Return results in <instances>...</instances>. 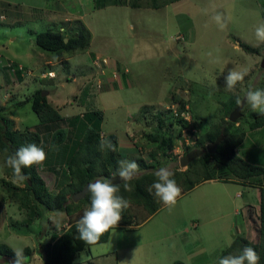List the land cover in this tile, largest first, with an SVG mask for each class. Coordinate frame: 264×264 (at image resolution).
Segmentation results:
<instances>
[{"label": "rangeland", "instance_id": "1", "mask_svg": "<svg viewBox=\"0 0 264 264\" xmlns=\"http://www.w3.org/2000/svg\"><path fill=\"white\" fill-rule=\"evenodd\" d=\"M132 1L0 0V14L5 17L2 21L0 16V62L4 67L0 70V119L10 131H33L41 137L39 147L47 158L32 168L49 195L68 181L61 154L73 152L83 125L92 124L74 116L96 110L90 106L94 102L104 110L103 131L118 128L127 133L126 140L130 142L125 145L131 144L133 151L123 154L121 160L149 163L152 153L156 171L160 167L182 171L186 165H180L179 158L198 149V135L211 123L227 119L224 115L228 99L233 95L244 98L249 89H264V66L260 67L264 43L255 38L256 27L264 23V0H155V7L152 0H136L134 6ZM216 13L226 20L223 30L212 19ZM11 17L14 22L9 23ZM81 25L90 31L89 49L100 54L76 53L70 59L69 72L79 69L73 80L69 72L65 75L61 70V62L50 66L56 77L55 86H49L48 78H42L32 64V60L41 61L37 55L41 50L33 44L28 29L39 32L55 28L65 38L72 33L69 30ZM238 42L250 45L254 51H243ZM25 52L32 57L29 62L23 59ZM5 57L18 58L30 72L13 68L4 61ZM234 68H247L248 74L229 92L225 76ZM124 69L126 81L121 87L119 73ZM43 70L44 76H49ZM103 73L118 84L105 89ZM61 75H65L63 82ZM37 90H45V98L55 90L54 100H61L56 102L59 112L63 114L71 104L68 114L73 115L45 125L38 123L29 102ZM19 102L24 103L19 106ZM142 107L144 110H139ZM184 110L188 112L187 119L178 114ZM241 110L231 131L245 128L250 119V106L244 103ZM57 131L63 132L60 141L51 145ZM153 135L156 140L150 138ZM64 145L69 148L66 150ZM6 159V152L1 150L0 243L11 249L28 247L31 252L24 256V264H43L39 245L52 243L51 235L61 234L72 220L77 222L90 203L82 201L83 195L75 200L79 208L70 215L63 209L40 213L41 207L28 194L24 181L19 185L12 182L13 173L6 167ZM208 166L214 176L212 181L196 183L181 194L171 213L162 205L146 216L139 204L130 201L132 221L118 226L113 236L109 232L105 242L96 246L104 253L98 263L171 264L175 260L187 262L195 255L213 260L219 248L236 235L257 241L258 204L243 208L235 195L241 187L223 184L215 177L214 164L209 162ZM142 171L145 170L137 174ZM242 212L246 216L243 223ZM55 221H59L58 226ZM94 249L91 248L95 252ZM85 255H76L72 264L81 263ZM2 257L0 264H6Z\"/></svg>", "mask_w": 264, "mask_h": 264}, {"label": "trees", "instance_id": "2", "mask_svg": "<svg viewBox=\"0 0 264 264\" xmlns=\"http://www.w3.org/2000/svg\"><path fill=\"white\" fill-rule=\"evenodd\" d=\"M177 0H170L174 2ZM132 6L135 5L136 0L132 1ZM155 7V0H152ZM68 36L61 34L57 30H43L34 34L33 42L41 50L55 53L57 56L61 53H71L72 51L84 49L89 42V31L83 25L77 27ZM238 46L245 52L251 53L254 48L244 42H238ZM237 97L242 96L233 95L228 99V104L225 109V117L237 105ZM30 108L35 114L38 123L49 124L62 120L59 113L47 102L46 98L40 96L39 90L33 94L30 99ZM22 102H19V105ZM24 103V102H23ZM22 103V104H23ZM145 107L139 108L144 110ZM244 110V108L241 110ZM250 119L246 123V128L251 130L258 126L264 125V116L256 112L250 113ZM83 121L87 120L89 126L83 125V133L78 138L75 150L71 153L64 152L61 154V162L64 160V173L68 175V181L53 195L47 194L43 189V182L34 175L32 167L22 169L26 179L24 180L25 189L31 195L33 201L37 202L41 207L40 213L47 211H57L63 209L67 215L79 208V201H73L70 195L78 192L86 184L94 182L96 179H108L118 172L119 161H121V154L117 151V140L114 134H106L99 136V125L101 121V113L98 110H92L83 113L80 116H74ZM232 122L222 117L219 121L211 123L207 129L196 138V146L202 152L193 160L186 164V168L182 171L172 169L174 179L178 186L182 189V194L190 190L194 184L203 180L211 178L208 173L207 164L209 162L215 165L224 167L228 172L237 178H246L249 176L259 175L264 173V166L250 164L239 157L234 148L242 141L244 131H231ZM62 131H57L51 137V145L57 144L62 136ZM221 133L222 137L215 147L213 153L205 151V144L212 142L216 136ZM156 140L157 136L150 137ZM102 140H108L115 146V151L105 148L101 150L100 143ZM41 137L33 131H10L7 124L0 119V151L6 152V156L14 154L20 147L28 144H36L40 146ZM66 150L69 146L64 145ZM52 156V155H51ZM150 162L145 163L143 160L138 161L139 169L145 170L137 174L135 178L128 183L132 186V191L124 190L121 181L115 183L119 188L118 195L127 199L129 202L139 204L146 213V216L153 214L163 204L158 202L153 194H150L147 189L156 180L155 172L156 165L152 153L149 154ZM210 163V164H211ZM69 193V197H66ZM82 201L91 203V194L86 191L82 197ZM90 206V205H89ZM122 220L118 226L129 225L132 221V215L129 212V207L122 213ZM145 216V217H146ZM72 220L69 226L59 235L52 234V243L46 242L40 244L38 247L39 254L42 258L43 264H71L75 254L85 247H88L79 240V235L76 229V223ZM108 233H105L98 243L104 242ZM257 241L250 242L241 235H236L231 242L219 251L216 258L209 264H218V259L221 256L239 255L245 246L253 247L260 257L259 264H264V182L259 187V201H258V226L256 229ZM24 256L28 255L31 250L28 247L23 248ZM0 256H10L15 260L14 251L7 245L0 243ZM171 264H184L182 261L175 260Z\"/></svg>", "mask_w": 264, "mask_h": 264}, {"label": "clouds", "instance_id": "3", "mask_svg": "<svg viewBox=\"0 0 264 264\" xmlns=\"http://www.w3.org/2000/svg\"><path fill=\"white\" fill-rule=\"evenodd\" d=\"M220 30L226 26V20L222 14L216 13L212 17ZM255 38L258 42L264 43V23H261L255 29ZM210 57L212 53L208 54ZM248 74V69H231L225 76V89L229 92L235 90L239 83H242ZM238 106L246 103L253 112L264 116V89H249L241 101L237 97ZM55 147V146H53ZM101 150L105 148L115 151V146L108 140H102ZM47 155L43 148L36 144H28L20 147L14 154L9 155L5 161L6 167L13 173L14 184L19 185L26 177L22 169L32 167L33 165H42ZM139 165L136 161L121 160L119 169L113 175V180L119 178L123 181L125 191H132V186L128 183L135 178L138 173ZM156 180L148 187L147 191L153 194L158 202L171 213L178 203L182 194V189L174 179V173L168 167H160L155 172ZM113 180L99 178L87 186V192L91 194L90 207L83 211L82 216L76 223V229L79 233L78 239L89 248L94 247L101 237L108 232L112 236L116 234L119 222L122 220V212L129 207V201L118 195L119 188ZM57 226L59 221H55ZM15 260L13 264H24V251L22 248H13ZM260 257L253 247L245 246L239 255L221 256L218 264H259Z\"/></svg>", "mask_w": 264, "mask_h": 264}, {"label": "crops", "instance_id": "4", "mask_svg": "<svg viewBox=\"0 0 264 264\" xmlns=\"http://www.w3.org/2000/svg\"><path fill=\"white\" fill-rule=\"evenodd\" d=\"M1 3H5V2H1ZM0 16L3 17L2 18V21H3V19H5V17L2 14H0ZM13 20L14 19L11 17L10 20H9V23L14 22ZM47 29H45V30H47ZM50 30H56V29L55 28H50ZM28 32L32 33L30 37H31L32 42H33L34 34L37 33V32L35 30H33V29H28ZM89 34H90V31H89ZM89 37L90 38H89L88 45L84 49L77 50V51H72L71 53H61V54H59V56H57L53 52L41 50L33 42V44L38 48V50L39 51L41 50L39 53H37V55H39L41 57V61H39L38 59L37 60H32V64L36 65L35 66L36 70H38L40 73H42L41 74L43 76L42 78H45V79L48 78L47 79V83L49 84V86H53V84L55 83V81L53 79L56 77V73H54L55 71L53 72L52 70H50V66H52V65L54 66L57 63L61 62L62 65H63V68L61 70H64V72H66L65 73V75H66L67 72H69V68H72L71 65H70V59H73V56L76 53L83 52L87 56H89L90 54H94V55L95 54L96 55L100 54L98 52H95V51H92V50L89 49V44L91 42V34H90ZM34 51H35V49H33V52ZM44 52H49V55L47 53H44ZM23 55H24L23 59L28 60V62L32 59V57H31L29 52H25ZM4 61H6V63L10 64L11 66L13 65L14 66L13 68L20 69L22 67V68H24V69H26V70H28L30 72V69L26 68V66H24V64H22V62H20L18 58H17V60H14V59H12L10 57H5ZM89 62H90V60H89ZM3 69H4L3 63L0 62V70H3ZM45 69L48 71L47 73H49V76H47L46 74L44 76V73L42 72V70L45 72L46 71ZM78 70L79 69L76 67L75 71L79 72ZM125 70L126 69H124L122 71L124 74L123 73H121V74L119 73L118 82L121 85V87L125 86L124 85V83L126 81L125 80V73H126ZM77 72H74L73 74H72V72H69L71 77H72V80L74 78H76L74 75ZM104 74L105 73H103V75H102V80H103L102 82L104 84L105 89L114 88L115 87L114 85H117L118 83L115 82L114 79H112L113 78L112 76H104ZM1 75H3V72H1ZM65 75H61L62 76V82H63V77ZM120 75H122V76H120ZM58 76H60V75H58ZM121 78H123V79H121ZM58 81H61V79H57L56 80V82H58ZM56 85H57V83H56ZM59 85H61V84H59ZM54 86H55V84H54ZM52 93H53L52 95L47 97L48 99L46 98L47 102L59 113V115L62 118L65 117V116H68V115L70 116L71 113L68 114V110H69V106L71 104L68 106V108L64 109V113L63 114L60 113L59 112L60 108L57 107L56 102L61 103V100L55 101L54 98L57 97L56 96V91L53 90ZM18 100H20V99H18ZM92 102H94V101H92ZM73 103L76 104L77 102L73 101ZM73 103H72V105H73ZM95 103L96 102H94L90 106H94V109L100 111V113L102 115L101 121H100V125H99V130H100L99 131V136L102 137V136H104L106 134H114V132H115L116 134H114V135L116 136V140H117V151L121 155L130 153L131 151H133L131 144L125 145L126 142H130V141L126 140L128 137H127V133L125 131H123L122 129L118 130V128L109 129L108 132L103 131V129H102V127H103L102 126V121L105 122V120H104V110H103V108L100 109L97 106H95ZM71 115H73V114H71ZM241 130L244 131V136H243L242 141L234 148V152L239 157H241L244 161H246V162H248L250 164L264 166V125L258 126L256 128L251 129V130L247 129L246 127L241 129ZM112 131H114V132H112ZM212 164H214V163H211V165ZM214 167L217 168V169L213 170V171L217 172L215 177H217V179L221 180V182H223V184H226L227 182H229V183H232V184L239 185L241 187V190L240 191L237 190L235 192V195H237L241 199L243 208L244 207H249V204H254L255 206H257L258 201H259V187L264 182V173L263 174H259V175L249 176V177H246V178H237V177L233 176L230 172H228L224 167H220V165H217V164L215 165L214 164ZM207 169H208V173L210 174L211 178L208 179V180H203L201 182L212 181V179L214 177L212 175V169L210 168V166H208ZM236 212L237 211H234V213H236ZM244 213H245V210H244ZM244 213L243 212L241 213V222L242 223L244 222V220L246 218ZM98 244L99 243H97L94 246V248H95L94 250H96L95 252L91 250V248H93V247H91V248H89V246L85 247V249H83V250H81V251H79V252H77L75 254V256L73 257L72 261H74V259L76 258V255H78L81 252H85L86 253L85 258L82 259L81 263H79V264H85V262H87L88 264H99L98 262H99L101 256L104 255V253L101 252L100 250L97 251L96 246ZM223 247L219 248L218 251H220ZM218 251H217V253H218ZM200 258H202V259L200 260ZM214 259L215 258H213V260ZM213 260L207 259L205 255H200V256H196L195 255V256L189 257L187 262H184V261H182V262L184 264H209ZM0 261L3 262L1 259H0ZM72 263L73 262H71V264ZM6 264H8V263L6 262Z\"/></svg>", "mask_w": 264, "mask_h": 264}, {"label": "water", "instance_id": "5", "mask_svg": "<svg viewBox=\"0 0 264 264\" xmlns=\"http://www.w3.org/2000/svg\"><path fill=\"white\" fill-rule=\"evenodd\" d=\"M64 41L66 40L65 38L63 39ZM264 66V57L260 63V67ZM45 95V90L40 91V96L43 97ZM244 98H241V101H243ZM243 106V104L241 106L236 105L229 113L227 116V120L230 122L235 121V119L240 115V110L241 107ZM222 135L221 133H219L216 138L210 142V143H206L205 144V151L207 153H213L215 151V147L218 144V142L220 141ZM202 152L201 149H193L190 150L189 152H187L186 154H184L183 156H181L179 158V164L180 165H186L187 162H189L190 160L196 158L198 155H200ZM108 180H113V176L109 177ZM114 183H119L121 182V180H119V178H116L115 180H113ZM89 184H86L84 187H82L81 190H79L78 192L74 193L71 195V199L73 201H75L76 199L82 197L84 195V193L87 191V186ZM3 260L7 261L8 263H13V258L10 256H4Z\"/></svg>", "mask_w": 264, "mask_h": 264}, {"label": "built area", "instance_id": "6", "mask_svg": "<svg viewBox=\"0 0 264 264\" xmlns=\"http://www.w3.org/2000/svg\"><path fill=\"white\" fill-rule=\"evenodd\" d=\"M175 110V108H173V111ZM179 116L183 119H187V116H188V112L187 111H180L179 113Z\"/></svg>", "mask_w": 264, "mask_h": 264}]
</instances>
